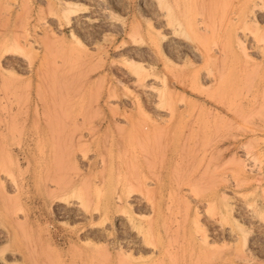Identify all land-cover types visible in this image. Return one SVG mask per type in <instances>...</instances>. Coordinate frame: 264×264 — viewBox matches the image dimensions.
I'll list each match as a JSON object with an SVG mask.
<instances>
[{
	"label": "rangeland",
	"instance_id": "1",
	"mask_svg": "<svg viewBox=\"0 0 264 264\" xmlns=\"http://www.w3.org/2000/svg\"><path fill=\"white\" fill-rule=\"evenodd\" d=\"M0 264H264V0H0Z\"/></svg>",
	"mask_w": 264,
	"mask_h": 264
},
{
	"label": "bare ground",
	"instance_id": "2",
	"mask_svg": "<svg viewBox=\"0 0 264 264\" xmlns=\"http://www.w3.org/2000/svg\"><path fill=\"white\" fill-rule=\"evenodd\" d=\"M0 263H4V260L3 259H0Z\"/></svg>",
	"mask_w": 264,
	"mask_h": 264
}]
</instances>
